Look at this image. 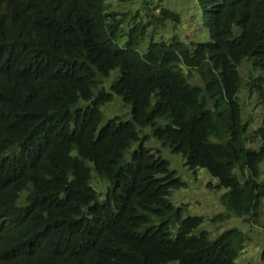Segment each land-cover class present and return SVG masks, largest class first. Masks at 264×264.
<instances>
[{
  "label": "trees",
  "instance_id": "obj_1",
  "mask_svg": "<svg viewBox=\"0 0 264 264\" xmlns=\"http://www.w3.org/2000/svg\"><path fill=\"white\" fill-rule=\"evenodd\" d=\"M108 2L0 0V264H238L248 233L204 225L263 214L264 118L248 147L238 96L250 59L264 103V0H199L197 46L156 37L182 18L154 0ZM158 142L224 188L210 219L173 204Z\"/></svg>",
  "mask_w": 264,
  "mask_h": 264
},
{
  "label": "rangeland",
  "instance_id": "obj_2",
  "mask_svg": "<svg viewBox=\"0 0 264 264\" xmlns=\"http://www.w3.org/2000/svg\"><path fill=\"white\" fill-rule=\"evenodd\" d=\"M109 5L112 9L119 12H133L134 9H129L127 4L119 3V0H109ZM165 9L171 10L174 13L181 15L182 24H175L172 21H167L163 29L156 32V37H165L170 39L174 34L178 35L183 41L188 44L206 42L208 39L207 29L204 25L203 12L200 9L198 0H165L163 3ZM153 29L148 28L147 39L152 36ZM157 38V39H158ZM240 72L244 78V84L239 93L242 104V120L249 121L252 126L250 130L251 143L248 146L259 148L258 138L253 134L260 126L264 117V104L258 100L256 94L251 95L248 82L254 74L252 61L246 59L240 65ZM117 72H113V75ZM112 77L105 81V85H110ZM110 117L105 116L104 122ZM174 157V155H173ZM173 161L172 169L176 170L185 181L188 180V175H191L187 183V189L181 192L172 193L171 200L175 206L184 205L187 210V215L204 216L210 219L216 211V204L218 203L219 195H210V188L205 183L211 179L217 181L212 177L207 170L199 168L196 172H203L201 176L195 174V171L187 169L186 166H178L174 163L171 157H164ZM206 173H205V172ZM261 180L264 181V162L260 164ZM97 187L105 189L106 185L99 179L95 178ZM224 192V188L220 189V196ZM98 200L103 202L106 200V195H98ZM196 214V215H195ZM201 217V216H200ZM209 231L210 237L213 238L218 232L236 227L245 233H248L249 240L244 244V248L237 260L238 264H256L257 260L263 261L262 252L264 251V210L263 214L253 222L250 218H234L224 223L208 222L204 225ZM169 264H177L169 263Z\"/></svg>",
  "mask_w": 264,
  "mask_h": 264
},
{
  "label": "clouds",
  "instance_id": "obj_3",
  "mask_svg": "<svg viewBox=\"0 0 264 264\" xmlns=\"http://www.w3.org/2000/svg\"><path fill=\"white\" fill-rule=\"evenodd\" d=\"M198 3H199V6H200V9L202 10V12H203V19H204V25H205V27H206V19H207V12H206V10H204L203 9V7L201 6V4H200V2H199V0H198ZM154 4H156L157 5V12H156V16H159V14H160V9L161 10H166L165 9V7H163V2L162 1H158V0H154ZM158 4H160V6H158ZM139 6V3H137V7ZM206 29H207V27H206ZM207 33H208V38H209V32H208V29H207ZM173 36H175V35H173ZM172 37V36H171ZM207 43L209 42L208 41V39H207V41H206ZM197 44H199V43H196V44H193V43H191V45H195V46H197ZM246 60V59H245ZM250 60V59H249ZM244 61V60H243ZM242 61V62H243ZM242 64V63H241ZM240 64V65H241ZM240 67V66H239ZM252 67H253V63H252ZM253 70H254V67H253ZM239 71H240V68H239ZM259 73H261L260 71H257V70H254V74L252 75V76H254L255 74L257 75V74H259ZM240 74H241V72H240ZM242 75V74H241ZM251 76V77H252ZM243 77V76H242ZM244 79V78H243ZM194 83H196V84H198V85H202V83H201V80L199 79V78H196V80H194ZM249 83H250V81L248 82V85H249ZM243 84H244V82H243ZM243 84H242V86H243ZM242 86H241V88H242ZM106 87L107 88H109L110 87V85H106ZM241 88H240V91H241ZM249 89H250V94L251 95H254L252 92H251V88H250V86H249ZM240 91H239V93H240ZM256 96L258 97V95L256 94ZM258 100H259V97H258ZM238 101H240V95L238 96ZM260 101V100H259ZM261 102V101H260ZM262 103V102H261ZM264 104V103H263ZM239 105H241V108L240 109H242V104H241V101L239 102ZM242 118H243V115H241L240 114V120H241V122L243 123V124H246V123H249V134H248V138H249V143L248 144H250L251 143V136H250V130H251V126H252V124L249 122V121H244V120H242ZM264 118V117H263ZM263 120V119H262ZM262 123V122H261ZM261 125V124H260ZM259 127V126H258ZM258 129V128H257ZM257 129L255 130V132L253 133L256 137H257V135H256V131H257ZM258 138V137H257ZM248 147H250V146H248ZM250 148H253V147H250ZM152 152H154V153H158L160 156H162L163 158L164 157H168V155L171 153V151L169 150V149H166L163 145H162V143H160V142H158V143H156V144H154V149H152ZM128 159H129V155H128ZM166 159V158H165ZM168 160V159H167ZM172 160H174V163L176 164V165H178V166H181V165H184V166H186L187 167V169H189V170H192L189 166H187L186 165V162L184 161V159L181 157V155H176V157L174 158V159H172ZM169 162H170V164H171V169H172V164H173V161H170V160H168ZM174 172H175V174L176 175H178V173H177V171L176 170H174V169H172ZM192 171H194V170H192ZM205 172V171H204ZM203 173V172H202ZM206 173V172H205ZM260 175H261V172H260ZM179 177H181L180 175H178ZM198 176H201V175H198ZM95 178L96 177H93V181H91V186L93 187V188H95L96 189V192H97V190H99V192L101 193V195H105V193H106V190L105 189H100L99 187H97V185H96V182H95ZM191 178V175H188V180L187 181H185L182 177H181V179L183 180V182L185 183V185L184 186H182V187H180V188H174V189H172L171 190V195H172V193H177V192H181V190H185V189H187V183H188V181H189V179ZM105 181H107V180H104V181H102L103 183H106ZM214 182V183H217V181H214L213 179H211V180H209V181H207L205 184L207 185V183L208 182ZM208 186V185H207ZM209 188H210V195H220V190H218L217 188H215V187H212V186H209ZM16 196H26V194L25 193H21V194H18L17 193V195Z\"/></svg>",
  "mask_w": 264,
  "mask_h": 264
}]
</instances>
